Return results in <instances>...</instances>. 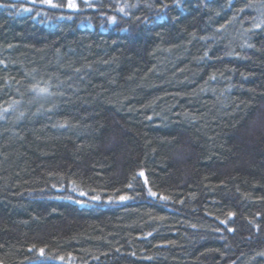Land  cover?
Segmentation results:
<instances>
[{
	"label": "trees",
	"instance_id": "obj_1",
	"mask_svg": "<svg viewBox=\"0 0 264 264\" xmlns=\"http://www.w3.org/2000/svg\"><path fill=\"white\" fill-rule=\"evenodd\" d=\"M68 2L0 0V264H264V0Z\"/></svg>",
	"mask_w": 264,
	"mask_h": 264
},
{
	"label": "snow or ice",
	"instance_id": "obj_2",
	"mask_svg": "<svg viewBox=\"0 0 264 264\" xmlns=\"http://www.w3.org/2000/svg\"><path fill=\"white\" fill-rule=\"evenodd\" d=\"M44 2L51 4L53 7H58L59 6V5H56V4H52V0H44ZM67 6L69 8H75V7H77V5L72 2V0H69ZM140 175H143V173H140ZM152 195H155V193H152ZM41 254H43V250H41Z\"/></svg>",
	"mask_w": 264,
	"mask_h": 264
}]
</instances>
